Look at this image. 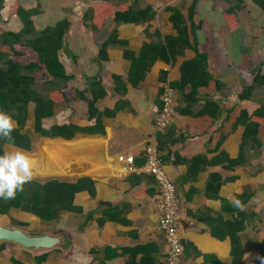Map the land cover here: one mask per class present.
Returning a JSON list of instances; mask_svg holds the SVG:
<instances>
[{
	"label": "crops",
	"instance_id": "obj_1",
	"mask_svg": "<svg viewBox=\"0 0 264 264\" xmlns=\"http://www.w3.org/2000/svg\"><path fill=\"white\" fill-rule=\"evenodd\" d=\"M102 1L6 0L0 12V24L8 31L22 28L17 17L8 15L16 2L40 8L34 19L38 33L61 20L71 22L59 51L67 78L56 80L44 67L32 73L37 78L33 89L57 101L40 129L34 101L0 90V112L13 117L14 132L24 138L20 145L0 141V155L23 149L36 161L24 198L0 214V226L63 235L66 244L35 254L5 243L0 264H37L43 255L42 264H166L170 247L161 230L159 185L150 174L123 172L130 163L144 165L148 146L159 150L176 188L182 264H264V125L243 148L246 128L239 123L244 112L252 115L264 102V88L254 86L243 97L262 63V38L255 34L253 18L249 23L245 18L246 8L255 7L242 6L239 27L232 31L224 16L226 0H200L196 18L189 14L194 0H128L135 10L152 8L155 17L137 24L108 19L96 30L92 7ZM113 34L117 40L103 54ZM15 50L27 54L16 55L0 41L2 68L9 60L38 62L24 47ZM196 51L205 55L211 80L196 92L192 85L174 88L171 122L159 130L164 87L181 83L182 68L197 57ZM142 57L144 68H135L134 59ZM95 78L108 95L97 101L98 115L90 118ZM62 126L75 129V135H58L55 128ZM97 128L104 134L91 133ZM243 149L245 162L232 166L230 160ZM54 180L79 187L74 209L53 218L37 216L30 201L39 186Z\"/></svg>",
	"mask_w": 264,
	"mask_h": 264
},
{
	"label": "trees",
	"instance_id": "obj_2",
	"mask_svg": "<svg viewBox=\"0 0 264 264\" xmlns=\"http://www.w3.org/2000/svg\"><path fill=\"white\" fill-rule=\"evenodd\" d=\"M199 1L200 0H194L190 7L189 14L191 18H196ZM226 1L229 3V8L225 11L224 16L230 30L233 31L239 27V12L242 10V6H246V1L248 0ZM119 2L118 5H114L112 1L105 0L93 5L92 22L94 29L99 30L103 28L108 19L126 24H137L148 22L155 17V11L150 7L144 10H135L128 0H120ZM250 2L253 7L258 8L262 14H264V0H250ZM5 3L6 0H0V12L5 9ZM252 10L254 9L252 8ZM39 14L40 8L28 9L23 7L20 2H16L10 7L8 15L9 17L15 16L20 20L22 24L21 30L8 31L0 24L1 47H9L12 52L19 56H24L27 53L16 51L15 47H24L28 52L36 54L38 58L37 63H28L26 65L9 60L7 62V68L4 69L1 66L3 55L0 53V90L1 88H6L7 94L13 97H20V100L26 102L34 101L36 103L37 124L40 129L42 120L53 115L57 101L51 99L50 96L44 98L33 89L37 83V78L35 75H32V73L44 67L46 73L56 80L67 78L65 67L59 58V51L63 47L64 39L71 27V22L68 19L61 20L55 26L48 27L38 33L36 32L34 19ZM29 37L31 38L27 39ZM116 40V34L111 35L108 41L103 44L101 49L102 53H106L107 48L114 44ZM195 45L196 44H194V46ZM196 53L197 57L194 60L184 64L182 68V81L173 88L182 91L185 90L188 85H192L196 92L199 88L207 86L210 82L211 75L205 71L204 67L206 57L199 51H196ZM134 60L135 65H137L135 68L141 66V64L144 68L143 60L147 61L144 57ZM203 77H205L204 80L200 81ZM252 80L253 86L246 89V96L243 95V97H247L248 94L252 93L254 86L264 88V62L257 67ZM116 86L118 89V85ZM92 88L94 98L89 102L90 118H94L98 115V110L96 108L97 101L108 95V90L102 85V80L100 78L93 79ZM118 109H120V107L117 108V110ZM242 116L239 123L246 128L243 135V148H245L248 144V140L257 138L260 127L264 125V102L252 115H249L248 112H244ZM55 130L60 136L71 138L75 135V129L68 126L56 127ZM91 133L103 135L104 130L101 128L91 129ZM12 137V141L3 138H0V141L20 145L22 143L20 141L24 139L21 135L19 136L18 132H13ZM244 162V149L241 151L238 159L230 160L232 166L240 165ZM78 190L79 187L75 184L57 180L50 181L41 188L39 186L37 192L30 201L31 212L40 217L53 218L57 212L73 210L74 197ZM24 191L18 192L15 199H0V214H5L12 206H18L25 196ZM4 246L6 245L3 244L0 246V251L3 250ZM44 260V255L37 257V264H42Z\"/></svg>",
	"mask_w": 264,
	"mask_h": 264
},
{
	"label": "built area",
	"instance_id": "obj_3",
	"mask_svg": "<svg viewBox=\"0 0 264 264\" xmlns=\"http://www.w3.org/2000/svg\"><path fill=\"white\" fill-rule=\"evenodd\" d=\"M175 89L169 84L165 85L162 97L163 108L156 119V127L159 130L166 129L174 113ZM130 162L132 160L130 159ZM123 172L147 173L152 175L160 188L159 208L163 213L161 219V230L166 236L170 247L169 256L166 264H182L183 244L178 234L177 213L178 198L174 183L169 178L162 162L159 150L156 147L148 146L145 152V163L137 166L134 163L123 167Z\"/></svg>",
	"mask_w": 264,
	"mask_h": 264
},
{
	"label": "clouds",
	"instance_id": "obj_4",
	"mask_svg": "<svg viewBox=\"0 0 264 264\" xmlns=\"http://www.w3.org/2000/svg\"><path fill=\"white\" fill-rule=\"evenodd\" d=\"M17 122L5 112H0V138L12 141ZM36 161L23 149L0 155V199L12 200L24 186L34 179ZM239 206L240 202L236 201Z\"/></svg>",
	"mask_w": 264,
	"mask_h": 264
},
{
	"label": "water",
	"instance_id": "obj_5",
	"mask_svg": "<svg viewBox=\"0 0 264 264\" xmlns=\"http://www.w3.org/2000/svg\"><path fill=\"white\" fill-rule=\"evenodd\" d=\"M9 243L35 254L63 248V235H32L24 229L0 226V244Z\"/></svg>",
	"mask_w": 264,
	"mask_h": 264
},
{
	"label": "rangeland",
	"instance_id": "obj_6",
	"mask_svg": "<svg viewBox=\"0 0 264 264\" xmlns=\"http://www.w3.org/2000/svg\"><path fill=\"white\" fill-rule=\"evenodd\" d=\"M246 2L248 5H252L250 0ZM245 18L247 19L248 23L251 21L250 19L253 18L252 21L255 22L253 26H257V29H255V34L259 35L262 38L260 45L258 44L261 50H259L257 47H255L254 50L255 52L259 50L258 53L261 54L259 55V60L264 62V45H262V43L264 44V14H262V12L256 7L254 10H250V8H247Z\"/></svg>",
	"mask_w": 264,
	"mask_h": 264
}]
</instances>
